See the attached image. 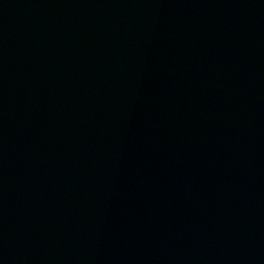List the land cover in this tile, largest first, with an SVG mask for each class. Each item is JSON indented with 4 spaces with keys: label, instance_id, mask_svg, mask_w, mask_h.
Masks as SVG:
<instances>
[{
    "label": "water",
    "instance_id": "95a60500",
    "mask_svg": "<svg viewBox=\"0 0 264 264\" xmlns=\"http://www.w3.org/2000/svg\"><path fill=\"white\" fill-rule=\"evenodd\" d=\"M0 264H264V0H0Z\"/></svg>",
    "mask_w": 264,
    "mask_h": 264
}]
</instances>
